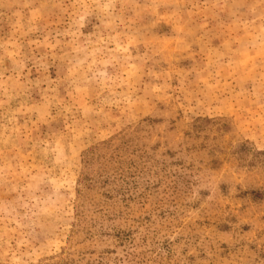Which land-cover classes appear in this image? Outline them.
I'll list each match as a JSON object with an SVG mask.
<instances>
[{"label":"rangeland","instance_id":"374dc122","mask_svg":"<svg viewBox=\"0 0 264 264\" xmlns=\"http://www.w3.org/2000/svg\"><path fill=\"white\" fill-rule=\"evenodd\" d=\"M0 264H264V0H0Z\"/></svg>","mask_w":264,"mask_h":264}]
</instances>
